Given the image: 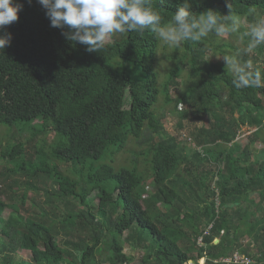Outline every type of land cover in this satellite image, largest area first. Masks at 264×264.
Masks as SVG:
<instances>
[{"label":"trees","instance_id":"1","mask_svg":"<svg viewBox=\"0 0 264 264\" xmlns=\"http://www.w3.org/2000/svg\"><path fill=\"white\" fill-rule=\"evenodd\" d=\"M16 2L23 5L18 20L0 30V34L7 32L12 36L10 45L0 52V124L13 126L23 122L27 124L24 128L41 120V126H52L55 140L49 155L41 158L37 168L53 176L60 197L73 198L88 207L75 214L68 213L64 222L76 228L87 224L100 235L93 234L91 243L79 240L80 244H73L75 255L69 259L72 253L58 243L50 228L40 219L31 217L25 209L19 218L13 214L9 216L14 225L12 236L4 227L0 228V264H23L15 258L21 247L30 251V264H134L135 259L124 252L123 242L124 232L134 223L140 226L139 235L150 238V251L136 264H182L194 257L181 247L180 240L186 233L172 225L175 220L191 227L195 238L202 237L196 258L203 256L205 251L209 258L207 264H224L212 262V258L234 251L251 255L252 264H264V218L256 209L258 204L264 203L262 196L257 204L251 203L253 206L250 205L244 215L238 214L239 221L232 237L226 228L232 221L229 209L236 213L241 201L251 199L250 192L264 191V160L255 158L254 153L234 142L230 147L222 146L232 141L240 123L256 126L255 134L263 136L264 88L236 89L223 59L205 57L209 46L216 48V36L210 33L200 42L183 44L185 53L190 55V68L180 88L176 78L182 75L181 60L169 56V60H177V63L168 70L167 80L161 85L158 84L161 73L157 61L161 39L157 35L150 31L122 33L106 42L104 50L89 53L84 46L65 39L62 33L67 28L50 26L38 0ZM180 2L155 0L163 23L172 19ZM229 4L239 19L255 15L257 10L264 12V0H193L192 10L199 13L211 8L228 15ZM257 54H264V46L255 50V56ZM113 59H117L114 65L111 64ZM171 86L177 90L174 98L170 97ZM162 100L165 104H197L202 115L212 109H222L232 117L230 126L225 125L227 117H219L221 129L211 139L218 151L207 145L195 153L197 157L213 161L224 155V166L216 171L218 206L211 201L204 207L211 221L207 223L208 233L195 222V210L183 212L184 204L178 201L174 177L181 169L188 168L189 159L176 136L163 137ZM235 113L238 118L234 117ZM212 116L218 118L214 111ZM131 141L139 147L150 143V147L138 156L143 154L148 160L147 176L163 198L166 212L160 211L153 195L144 198L147 177L139 174L136 168L116 170L107 162L96 164L111 146L122 148ZM198 143L204 146L200 139ZM23 151L24 143L17 142L6 147L2 155L13 160L23 157ZM48 157L53 160L52 164L44 160ZM58 164H70L75 173L89 165L86 180L61 173L57 170ZM22 166L23 159L18 167ZM95 190L97 210L101 214H105L110 204H115L116 211L117 205H121V212L116 213L108 231L90 210L87 197ZM25 199L26 193H23L21 208H24ZM7 206L0 199V222ZM20 206L14 209L19 210ZM248 231H253L254 238L262 241L252 253L239 242V237ZM216 237L219 242L215 244ZM104 250H108L105 256Z\"/></svg>","mask_w":264,"mask_h":264},{"label":"rangeland","instance_id":"2","mask_svg":"<svg viewBox=\"0 0 264 264\" xmlns=\"http://www.w3.org/2000/svg\"><path fill=\"white\" fill-rule=\"evenodd\" d=\"M256 15H264V12L257 10L255 15H246L240 19L241 32L247 30L249 23L253 22ZM121 35V33H116L107 42H111L115 36ZM215 41L217 42L216 48L209 46L206 51V58L215 55L210 58L216 60L219 59L217 57H221L222 59V55L235 52V50H233L235 47L239 49L247 44L246 39H241L240 33H235L229 37L216 36L214 42ZM185 52L183 45L180 47L168 46L161 40L159 50L157 51V61L159 62L158 66L161 73L158 84L163 85L166 82L168 70L177 63V60H169V56H175L176 59L181 60L180 67L182 68V75L177 77L176 81L178 82V87H182L186 74L190 68V55ZM185 54H187L186 58H184ZM248 57L253 59L255 63H264V54H257L255 56L254 51L249 54ZM116 61L117 59H113L111 64L114 65ZM176 93L177 90L171 86L170 97L174 98ZM160 105L164 124L163 137L169 135L176 136L189 159L188 168H186V170L181 169L174 177L176 180L173 182L177 184L178 189V201L181 205L184 204L182 207L183 212H191L194 209L195 222L201 224V229L203 231H209L210 226L208 224L211 221L208 220L205 210L207 208L204 207L210 205L211 201L215 202V207L218 206V177L216 176V171L218 168H223L224 155L217 161H213L207 157H197L195 153L197 151L200 152L202 150L201 148L203 147L204 149L207 145L211 147V149L218 151V146L213 145L211 139L221 129L219 117L222 116L224 119L227 117V122L225 124L227 126L231 125L232 117L227 116L222 109H212L209 113L202 115L199 106L193 103L187 105H176L173 102L165 104L162 100ZM213 111L215 115H218V118H213ZM261 115L264 116V110L261 112ZM234 117L238 118V114L235 113ZM41 122V120H36L30 126L24 128L22 127L25 125L27 126V124L23 122L13 126L0 124V199L8 204L2 212L3 221L0 222V228L4 227L5 231H9L10 236H12L14 225L13 222L9 220V216L13 214L16 218H19L26 209L31 217L40 219L50 228L58 243L72 253V255L69 256V259H71L73 255H75L73 244H80L79 240L91 243V236L95 233L100 235V233L94 230L93 227H88L87 224H82V226L76 228L72 224L64 222L68 213L75 214L88 207H84L73 198H66L65 196L60 197L59 192L55 188L56 180L53 176L43 169L37 168L41 158L49 155L50 146L55 140V131L52 129V126L46 125L43 127L40 125ZM239 125L240 126L235 129L236 133L232 141L222 144L223 148L226 146L230 147L232 142H234V144H237L240 148H245L249 153H254V155H256L255 158L258 156L260 159L264 160V141L262 140V137H264V127L261 129L263 136H257L254 132L257 129L256 126L249 123H240ZM199 139L204 142L202 143L204 146L198 143ZM17 142L24 143L23 157L13 160L4 157L2 155L4 149ZM149 147L150 143L145 144L143 147H139L133 141L124 145L122 148L113 145L96 164L107 162L116 170L120 167L129 170H134L136 168L139 174L147 177V193L144 194V198H147L148 195H153L155 200L154 203L160 207V211L166 212L167 206L164 205L163 198L153 186V182H151L149 175L147 176L149 162L144 158L143 154L138 156L139 153L144 152V150ZM255 158L253 156L252 159ZM22 159L23 166L19 168L18 166H21ZM44 160L48 161L50 164L53 162L49 157L44 158ZM89 167L90 166L87 165L85 170L75 173L74 168L70 164H58L57 170L63 174H69L75 179L80 178L85 181ZM180 184L181 187L185 184H187V186L181 189ZM23 193H26V199L24 201V208H21V195ZM250 196L251 199L243 200L239 203V208L237 207L236 213L234 210L229 209L231 215L230 219L232 221H229L226 228H229L230 237H232L234 227L239 221L240 215L238 216V214L244 215L247 208L252 205L251 203L257 204L261 196L264 201V191L261 193L258 191L250 192ZM87 199L90 201V210L93 216L103 222L101 225L102 228H105L107 231L110 230L111 224L115 221L116 213L119 214L121 212V205H117V211L115 210V204L108 205L103 215L97 210V191H93ZM146 203V201L143 202L145 205ZM258 205L259 207L257 206L256 208L257 213L264 218V203ZM14 206H20V209L16 210ZM259 224L262 225V221H260ZM172 225L186 233V237L180 240L181 247L187 250L191 257H194L193 260H201V257L196 258L198 253L197 248L201 244H199V239L194 237L192 228L187 226L184 222H180V220H175ZM139 229L140 226L134 223L123 234L124 252L135 259L134 264H136L146 252L150 251L148 247L150 238L146 235H139ZM253 234V231H248L239 237V242L242 243L247 251L249 250V253L255 252L262 242L261 239L257 240L254 238L255 236H253ZM252 240L256 242L253 244V242H251ZM218 242L219 237H216L213 243L216 244ZM107 251L108 250H104L103 256L106 255ZM30 256V251L22 247L15 253L16 260L21 261L23 264H30ZM218 259L219 261L216 263L228 264L224 261L225 257L223 256L216 257L215 259L212 258V262ZM208 261L209 258L207 256L206 264Z\"/></svg>","mask_w":264,"mask_h":264},{"label":"clouds","instance_id":"3","mask_svg":"<svg viewBox=\"0 0 264 264\" xmlns=\"http://www.w3.org/2000/svg\"><path fill=\"white\" fill-rule=\"evenodd\" d=\"M38 3L45 9L50 26L67 28L62 33L65 39L84 46L89 53L104 50L106 42L116 33L150 31L173 47L187 41L200 42L210 33L217 37L240 33L247 44L233 54L222 55L233 76L232 84L236 89L264 88V63L247 58L264 46V15H256L247 30L241 32L240 19L233 14L230 4L228 15L211 8L196 13L192 10L193 0H181L172 19L165 24L155 0H38ZM22 9L23 5L16 0H0V30L16 22ZM11 39L10 33L0 34V52L10 45Z\"/></svg>","mask_w":264,"mask_h":264},{"label":"built area","instance_id":"4","mask_svg":"<svg viewBox=\"0 0 264 264\" xmlns=\"http://www.w3.org/2000/svg\"><path fill=\"white\" fill-rule=\"evenodd\" d=\"M198 239H199V244H202V237L200 236ZM207 256L208 255L204 251L203 256H201V260L199 259L200 261L197 259L196 260H193V259L189 260L188 259L182 264H206ZM226 256H223V257H225L224 261H226V263H228V264H252L254 262V258L251 255L246 254V253H242L239 251H234L231 254L226 255ZM219 259L214 260V262L219 261ZM104 264H107V263H104Z\"/></svg>","mask_w":264,"mask_h":264}]
</instances>
